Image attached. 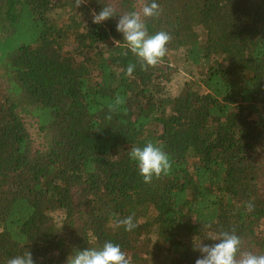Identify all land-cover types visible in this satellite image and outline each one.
I'll return each instance as SVG.
<instances>
[{
	"label": "trees",
	"instance_id": "16d2710c",
	"mask_svg": "<svg viewBox=\"0 0 264 264\" xmlns=\"http://www.w3.org/2000/svg\"><path fill=\"white\" fill-rule=\"evenodd\" d=\"M145 2L0 0V264L106 241L132 264H195L222 231L264 254V0H157L148 32L172 39L143 69L119 17L92 13ZM147 142L172 167L145 184L129 152Z\"/></svg>",
	"mask_w": 264,
	"mask_h": 264
},
{
	"label": "clouds",
	"instance_id": "9594fccd",
	"mask_svg": "<svg viewBox=\"0 0 264 264\" xmlns=\"http://www.w3.org/2000/svg\"><path fill=\"white\" fill-rule=\"evenodd\" d=\"M82 0H78V5ZM160 15V5L157 0H146L141 10L130 11L117 15L111 6H104L98 13H92V23L103 24L113 17H119L115 30L122 36V43L140 63L141 68L147 69L162 62L168 52V44L172 37L167 31H158L149 34L146 21L156 19ZM116 41L115 44H120ZM135 65L130 64L125 75L132 76ZM129 159L136 164L140 176L145 184L151 183L154 178L167 175L172 167L169 156L162 147L147 142L143 147H133L129 152ZM252 204L248 205L249 210ZM125 231L131 232L136 228L134 217L129 215L118 222ZM217 241L212 245H204L202 241L193 244V249L199 252L195 264H264V254L241 252V239L234 232L222 231L209 238ZM193 243V242H192ZM7 264H34L30 251L11 257ZM66 264H132L129 257L119 244L106 241L101 247H87L74 250L66 258Z\"/></svg>",
	"mask_w": 264,
	"mask_h": 264
},
{
	"label": "rangeland",
	"instance_id": "374dc122",
	"mask_svg": "<svg viewBox=\"0 0 264 264\" xmlns=\"http://www.w3.org/2000/svg\"><path fill=\"white\" fill-rule=\"evenodd\" d=\"M182 72V71H181ZM181 72L179 74L176 75V81L179 82V79H181V77L183 76L181 74ZM181 74V75H180ZM172 85H174V82L172 83ZM175 85H178V83L175 82Z\"/></svg>",
	"mask_w": 264,
	"mask_h": 264
}]
</instances>
